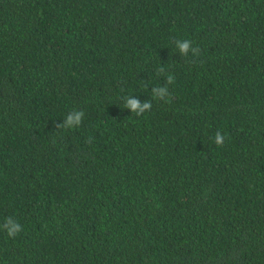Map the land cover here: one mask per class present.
Here are the masks:
<instances>
[{
    "label": "trees",
    "instance_id": "obj_1",
    "mask_svg": "<svg viewBox=\"0 0 264 264\" xmlns=\"http://www.w3.org/2000/svg\"><path fill=\"white\" fill-rule=\"evenodd\" d=\"M0 264H264V0H0Z\"/></svg>",
    "mask_w": 264,
    "mask_h": 264
},
{
    "label": "clouds",
    "instance_id": "obj_2",
    "mask_svg": "<svg viewBox=\"0 0 264 264\" xmlns=\"http://www.w3.org/2000/svg\"><path fill=\"white\" fill-rule=\"evenodd\" d=\"M176 47L182 56H187L189 52H191L194 56L199 55L200 53V49L193 47L190 40H177ZM164 72L165 69L163 67L158 69V74H163ZM166 81L167 84H173L175 82V78L173 75L168 74ZM151 92L153 97L156 99L163 100L165 102L171 101V93L166 85L154 87ZM123 99L125 100V108L130 109L131 113L137 116L145 114L152 108L151 100L142 103L139 99H135L132 96L124 97ZM83 118L84 113L82 111H72L66 116L62 123H56L55 127L57 129L75 128L82 123ZM214 141L217 146L222 147L225 141V136L221 132L217 131ZM3 228L6 230L9 237H15L23 230L22 226L11 217L5 221Z\"/></svg>",
    "mask_w": 264,
    "mask_h": 264
}]
</instances>
